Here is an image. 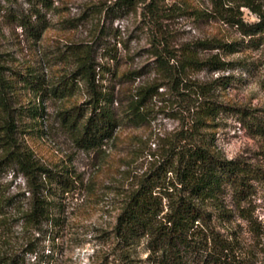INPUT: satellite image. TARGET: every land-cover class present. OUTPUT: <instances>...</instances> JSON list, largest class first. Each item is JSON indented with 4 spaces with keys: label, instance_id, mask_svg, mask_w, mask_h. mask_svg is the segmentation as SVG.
<instances>
[{
    "label": "rangeland",
    "instance_id": "1",
    "mask_svg": "<svg viewBox=\"0 0 264 264\" xmlns=\"http://www.w3.org/2000/svg\"><path fill=\"white\" fill-rule=\"evenodd\" d=\"M226 7L231 9H215L210 0H49L47 6L38 0H0V73L10 108L8 117L0 106V126L12 119L18 147L41 165L68 168L74 181L65 193L55 188L60 219L33 227L21 221L29 205L25 178L15 168L0 171V217L6 219L11 249H33L25 254V264L114 261L113 226L123 197L158 150L179 135L192 133L225 158L264 169V131L256 130L257 124L264 127V28L244 34L232 16L248 24L259 18L246 7ZM73 51L93 59L95 87L113 92L119 124L93 150L78 147L73 128L60 117L75 106L86 116L88 84L78 76L72 95L60 98L50 92L77 68ZM156 51L169 60L166 67L177 68L175 82L158 67ZM188 56H217L228 65L179 72L180 61ZM26 78L39 79V86ZM149 86L157 90L146 97L143 118L129 120V102ZM204 99L230 110L206 116ZM4 155L0 146V159ZM251 184V194L240 204L225 190L228 221L219 222L212 211L221 231L236 232L252 264H264V180ZM143 241L134 249L140 260L148 254Z\"/></svg>",
    "mask_w": 264,
    "mask_h": 264
},
{
    "label": "trees",
    "instance_id": "2",
    "mask_svg": "<svg viewBox=\"0 0 264 264\" xmlns=\"http://www.w3.org/2000/svg\"><path fill=\"white\" fill-rule=\"evenodd\" d=\"M38 1L44 6L49 2ZM210 1L218 10L231 9L226 5L235 4L254 13L259 20L249 24L244 23L240 17L232 16V23L244 34H254L264 28V0ZM230 45L218 43L215 46L227 48ZM228 50L234 51L232 48ZM73 53L77 68L69 78L52 85L50 92L60 98L72 95L78 76L88 84L90 99L86 102V116L78 111L81 106H75L62 110L60 117L65 125L73 128L77 146L93 150L110 139L119 124L112 109L113 92L107 87H95V63L87 52ZM156 56L158 67L175 82L177 68L174 71L171 70L172 66L166 67L169 60L160 51H156ZM180 62L182 71L179 72L187 67L197 70L224 69L228 65V62L217 56L204 60L188 56ZM107 70L114 72L109 68ZM38 80L30 81L26 78L35 86H39ZM4 88L0 73V106L9 117L10 108L3 97ZM156 90L157 86L141 89L138 96L129 102V120L143 118L141 108L145 99ZM200 93L206 95L203 90ZM204 103L206 116L230 110L229 106L215 99H204ZM4 123L0 126V146L5 154L0 159V171L15 168L25 178L29 191V205L22 211L21 221L33 227H39L43 222L54 225L60 219V215L55 214L56 206H60L57 201L60 193L55 188L61 193L69 191L74 186L73 177L68 168L54 170L36 162L28 150L16 144L12 134L14 121L6 118ZM256 130L263 132L264 127L257 124ZM179 136L166 149L162 148V152L158 150L156 160L151 162L147 171L139 175L135 186L123 197L113 226L116 257L107 264H252L236 232L228 227L221 231L212 210H216L219 222L228 221L225 217L229 214L222 205L225 190L229 188L240 204L251 194V181L264 180V169L251 168L238 159H227L205 145L204 141H197L192 133ZM150 154L156 155L153 152ZM242 217L251 220L246 214ZM5 221L4 217H0V264H25V254L33 252V249L28 248L24 253L11 249L4 228ZM141 241L148 252L144 260L134 256V249Z\"/></svg>",
    "mask_w": 264,
    "mask_h": 264
}]
</instances>
